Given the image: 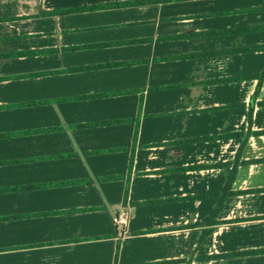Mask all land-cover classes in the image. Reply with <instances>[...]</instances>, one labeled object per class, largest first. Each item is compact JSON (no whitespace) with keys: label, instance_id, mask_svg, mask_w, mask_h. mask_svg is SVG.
Listing matches in <instances>:
<instances>
[{"label":"crops","instance_id":"0c3cea01","mask_svg":"<svg viewBox=\"0 0 264 264\" xmlns=\"http://www.w3.org/2000/svg\"><path fill=\"white\" fill-rule=\"evenodd\" d=\"M0 264H264V0H0Z\"/></svg>","mask_w":264,"mask_h":264},{"label":"built area","instance_id":"2783aa9c","mask_svg":"<svg viewBox=\"0 0 264 264\" xmlns=\"http://www.w3.org/2000/svg\"><path fill=\"white\" fill-rule=\"evenodd\" d=\"M128 217H129L128 208H122L119 211V214L115 218V222L117 226L125 230L128 223Z\"/></svg>","mask_w":264,"mask_h":264},{"label":"trees","instance_id":"16d2710c","mask_svg":"<svg viewBox=\"0 0 264 264\" xmlns=\"http://www.w3.org/2000/svg\"><path fill=\"white\" fill-rule=\"evenodd\" d=\"M70 12H72V11H70ZM8 56H16V55L14 54V55H8Z\"/></svg>","mask_w":264,"mask_h":264}]
</instances>
